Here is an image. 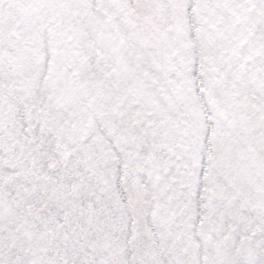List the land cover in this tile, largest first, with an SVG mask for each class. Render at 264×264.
I'll return each mask as SVG.
<instances>
[{
	"label": "snow or ice",
	"instance_id": "obj_1",
	"mask_svg": "<svg viewBox=\"0 0 264 264\" xmlns=\"http://www.w3.org/2000/svg\"><path fill=\"white\" fill-rule=\"evenodd\" d=\"M0 264H264V0H0Z\"/></svg>",
	"mask_w": 264,
	"mask_h": 264
}]
</instances>
